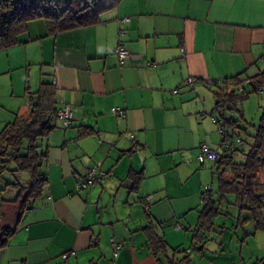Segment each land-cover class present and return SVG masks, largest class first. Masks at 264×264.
Masks as SVG:
<instances>
[{"label": "crops", "instance_id": "obj_1", "mask_svg": "<svg viewBox=\"0 0 264 264\" xmlns=\"http://www.w3.org/2000/svg\"><path fill=\"white\" fill-rule=\"evenodd\" d=\"M126 17L130 22L120 25ZM19 41L0 52V90L6 83L12 91L0 127L28 114L26 89L36 92L41 83L52 85L57 108H71L73 122L69 129L58 123L47 141L42 197L22 214L3 207L1 227L13 233L0 264H59L71 251L69 264H158L143 232L149 222L161 224L170 249L171 235L183 237L166 230L173 206L166 203L171 181L162 174L198 150L189 140L211 129L205 120L218 127L215 89L204 82L264 72V0H123L90 27L50 33L43 19L31 21ZM120 43L134 60L120 63ZM189 78L196 79L193 89L184 84ZM116 108L124 117L112 113ZM98 164L107 173L103 192L77 191ZM136 169L144 180L132 193L127 174ZM148 196L158 203L146 211Z\"/></svg>", "mask_w": 264, "mask_h": 264}, {"label": "trees", "instance_id": "obj_2", "mask_svg": "<svg viewBox=\"0 0 264 264\" xmlns=\"http://www.w3.org/2000/svg\"><path fill=\"white\" fill-rule=\"evenodd\" d=\"M122 1L0 0V52L20 44L19 38L26 32L27 25L31 21L44 19L50 33L90 27L99 24L100 17L117 9ZM122 19L124 18L119 19V22ZM128 19L130 20V18ZM214 82L217 83L216 86L204 87L211 90L215 89L213 92L216 98L215 110L219 114L217 124L221 152L212 151L202 143L198 147V162L203 166L206 162L214 163L212 174L217 176L219 182V195H216L219 201H222L227 194L235 196L239 209L238 224L243 226L252 222L255 232H264V180L262 183L258 181L259 174H264V109L248 152L242 150L245 142L240 138L238 141L234 140L235 130L243 128L225 114V111H239V105L251 94L248 92V88L252 90V93L263 90L264 72H259L256 76L246 78L243 81L237 79L220 81L222 86L218 84L219 81ZM230 88L231 91L229 92L228 89ZM239 88H242V91ZM28 89L27 87L28 114L17 117L0 133V175L4 170H7L8 165L13 164L14 169L10 171L14 181L7 184V189L16 191L15 198H2L0 200V249L7 245V240L13 233L9 228L1 227L3 207L7 204L15 205L19 213L22 214L30 208L31 203L42 197L48 184L46 176L41 172L49 148L47 141L51 134L59 129L58 123L62 124L57 118V112L63 107L57 108L52 85L41 83L39 89L33 93L29 92ZM66 106L68 105L64 107ZM71 125L68 128H64L63 125L62 127L63 129H69ZM231 129L233 130L232 133ZM87 134L88 131H83L81 136ZM226 145H233L234 149L227 152L225 151ZM204 147L207 148L206 153L203 152ZM211 153H217L220 160H210L208 155ZM240 153L244 157V162L237 163L234 157ZM201 157L203 161H201ZM100 170L104 172L102 165H100ZM21 174L25 176L23 180L19 176ZM106 177L107 173H105L102 183ZM143 180L142 171L130 170L127 174V182H125L132 193H137ZM102 183L98 184L97 187L101 186ZM77 191L85 190L77 189ZM207 194L209 199L204 202L203 209L199 211L198 223L193 231L194 238L191 247V249H198L201 252L205 249V243L207 242L206 236L203 237L204 242H200L201 235L205 231L213 230L214 219L221 214L213 190L208 189L202 193V199ZM244 210L249 213L247 217H242ZM146 211H149V209ZM161 231V224L154 225L153 222H149L143 229L147 238V245L158 264H193L190 259L192 250L181 251L180 248H174L170 251L168 244L161 235ZM248 236L250 234L245 233V237ZM181 252L183 255L178 256Z\"/></svg>", "mask_w": 264, "mask_h": 264}, {"label": "rangeland", "instance_id": "obj_3", "mask_svg": "<svg viewBox=\"0 0 264 264\" xmlns=\"http://www.w3.org/2000/svg\"><path fill=\"white\" fill-rule=\"evenodd\" d=\"M31 75V80L29 82L33 85L35 83L36 76L33 73H31ZM24 78H26V75ZM3 85V89L0 90V108L10 105L4 99L5 97L11 95L12 92L10 86H6V83ZM247 90L251 94L239 105V111H225L226 116L232 118L233 121L237 122L240 127L243 128H237L235 130L234 140L238 141L240 138L243 142H245V146L242 150L246 152H248L250 145L253 143V138L262 117L264 109V85L261 92L252 93L250 88ZM17 93H21V89H19V87H16V94ZM24 95L25 89L23 88L22 97H24ZM214 106L215 105H213V108ZM214 115L217 119H219L217 111H214ZM208 117L211 119L210 115H208ZM205 121H207V126H212L211 129H208L207 127V130L204 131L205 133L200 135L201 137L194 134L189 140V145H195L199 142L198 145L203 143L207 145L210 150L221 152L219 146L220 134L218 132V127L214 126L211 120ZM4 128V126L0 127V132H2ZM232 131L233 130L231 129V133ZM198 153L199 150H190L187 152L186 156L188 159L184 161V164H179L177 168L165 171L166 173L162 174V176L165 175V180L168 179V181H171L170 193L172 195V200L171 202L166 203L173 206L170 212L171 220L169 219L167 223H165L166 225H169L166 227V230L168 229L169 233L170 231H180L183 236L182 238H179V235L174 234L173 236L175 237L171 235L168 242L172 244L173 249L177 246L181 251H189L191 249L194 238L193 231L198 223L199 211L204 207L202 193L206 192L208 189H212L216 196L215 200L221 214L215 217L213 230L205 231V233L201 235V239L205 236L207 239L203 252L198 249H191L192 259L194 257L197 258L196 261H193V264H223L226 262L228 264H264V232H255L252 222L243 226L238 224L239 209L237 207V200L235 196L233 194H227L222 201H219V198L216 195H219L218 178L216 175L212 174L214 163L206 162L204 166L201 165L198 162ZM234 159L237 163L244 162V157L241 153L236 154ZM13 166V164L8 165L7 170H4L0 175V200L2 198L13 199L16 196L15 190L13 191L11 189H7V184L14 181L13 175L10 171L14 169ZM136 170L141 172V169ZM23 175L24 174L19 175L21 176V180L25 178ZM263 180L264 174L261 173L259 174L258 181L262 183ZM150 181L152 182L153 180ZM95 189L96 188H94V190ZM97 189L98 192H103L101 186ZM102 196V200L104 201L106 199L105 193H103ZM157 203L158 200L152 201L151 206H154ZM103 204L105 203L102 202V205ZM32 205L33 203L30 204V206ZM174 210H176L177 214L180 215L174 216L173 214L175 212H172ZM242 214V217H247L249 213L244 210ZM178 225H181L183 229L177 230L176 227ZM245 233H247V235L250 234V236L245 237ZM187 238L189 239L186 240ZM181 255H183L182 252L178 256Z\"/></svg>", "mask_w": 264, "mask_h": 264}, {"label": "built area", "instance_id": "obj_4", "mask_svg": "<svg viewBox=\"0 0 264 264\" xmlns=\"http://www.w3.org/2000/svg\"><path fill=\"white\" fill-rule=\"evenodd\" d=\"M129 22H130V20L128 18H124L119 23H120V25H123V24H127ZM125 33L126 32L124 30L121 31L122 35H125ZM115 54L118 57L120 63H122V64L125 63L126 61L134 60L136 58V56L131 51L126 49V47L122 43H120L118 45V47L116 48ZM263 62H264V58H263ZM195 82H196V79L189 78L184 84H185V86H187L189 88H193ZM218 84L222 86V82L220 83V81H219ZM216 85H217V83L214 81H205L204 82V86H206L208 88L214 87ZM239 90L242 91V88H239ZM228 91L230 92L231 89H228ZM113 113L115 115L124 116V112L122 110H120L119 108L113 109ZM57 118L59 121H61L64 128H68L73 121V114H72L70 107L66 106V107H63L62 109H60L57 112ZM233 149H234L233 145H226L225 146V151H227V152H231ZM203 152L204 153L207 152L206 147L203 148ZM208 158L212 161H219L220 160V156L217 153L209 154ZM201 161H203L202 157H201ZM104 176H105V173L100 170V164H98V165L90 168L85 173L82 180L78 183L77 189L78 190H87V189L96 188L98 184L102 183ZM208 199H209V195L207 194L203 197L202 201L206 202V201H208ZM151 201H152V196H148L146 198V201H145V207L147 210L150 209V207H151ZM177 228L182 229L183 227L178 225ZM200 242L203 243L204 239L200 238ZM115 249L117 250L118 246H115ZM75 255H76L75 251L64 253L61 256V261L59 264H68L69 259Z\"/></svg>", "mask_w": 264, "mask_h": 264}]
</instances>
